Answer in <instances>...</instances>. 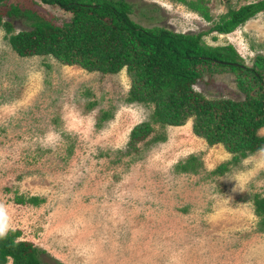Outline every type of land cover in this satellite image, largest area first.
I'll return each mask as SVG.
<instances>
[{"label": "rangeland", "instance_id": "374dc122", "mask_svg": "<svg viewBox=\"0 0 264 264\" xmlns=\"http://www.w3.org/2000/svg\"><path fill=\"white\" fill-rule=\"evenodd\" d=\"M208 1L217 19L257 0ZM127 2L145 28L211 26L174 0ZM13 25L14 33L27 28ZM203 41L232 45L251 67L264 57V11ZM129 85L125 70L103 75L50 56L20 57L0 27V232L18 229L19 240L41 251V264H264L251 200L264 195V148L213 173L231 156L194 135L189 119L151 123L131 150L129 133L150 123L154 107L128 102ZM194 89L208 99H244L229 72L206 75ZM191 155L200 167L175 168ZM16 196L42 202L16 204Z\"/></svg>", "mask_w": 264, "mask_h": 264}, {"label": "trees", "instance_id": "16d2710c", "mask_svg": "<svg viewBox=\"0 0 264 264\" xmlns=\"http://www.w3.org/2000/svg\"><path fill=\"white\" fill-rule=\"evenodd\" d=\"M211 23L206 31L178 33L163 26L145 28L131 20L127 0H0V27L10 48L20 57L50 56L64 65H75L103 75L125 70L129 81L128 102L153 105L150 123L135 126L128 136L129 148L144 141L151 123L180 126L192 120V132L211 147L220 145L230 154L229 162L213 173L264 148V57L256 55L251 67L232 45L210 46L203 37L213 32L229 34L264 11V0L230 8L217 19L210 15L208 0H174ZM55 7L49 16L44 7ZM26 29L14 33L13 22ZM234 75L243 100L208 99L194 86L206 75ZM161 136L152 138L154 143ZM129 152V151H128ZM194 156L179 162V171L200 167ZM257 226L264 231V195L252 196ZM16 204L37 206L36 196L15 197ZM21 232H0V264H41V251Z\"/></svg>", "mask_w": 264, "mask_h": 264}]
</instances>
